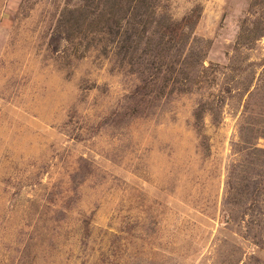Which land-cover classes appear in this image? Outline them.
I'll return each instance as SVG.
<instances>
[{
    "label": "rangeland",
    "instance_id": "rangeland-1",
    "mask_svg": "<svg viewBox=\"0 0 264 264\" xmlns=\"http://www.w3.org/2000/svg\"><path fill=\"white\" fill-rule=\"evenodd\" d=\"M0 264H264V0H0Z\"/></svg>",
    "mask_w": 264,
    "mask_h": 264
}]
</instances>
